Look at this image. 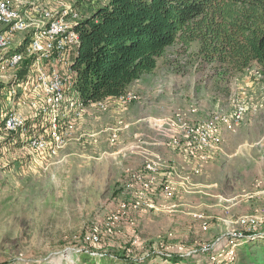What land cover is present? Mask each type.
I'll list each match as a JSON object with an SVG mask.
<instances>
[{
    "label": "rangeland",
    "instance_id": "obj_1",
    "mask_svg": "<svg viewBox=\"0 0 264 264\" xmlns=\"http://www.w3.org/2000/svg\"><path fill=\"white\" fill-rule=\"evenodd\" d=\"M67 1L75 2L84 19L94 3L106 0ZM31 6L22 0L16 7L23 13ZM20 34L16 42L28 32ZM199 47L198 41L168 47L154 71L128 87L131 102L108 99L86 106L54 156L33 152L18 135L4 131L5 113L19 111L30 121L41 103L19 88L8 93L23 79L18 75L25 64L0 71V262L264 264L263 117H256L261 125L253 133L240 127L252 107L251 115L259 111L249 106L247 93H235L242 85L236 78L264 76V68L250 65L223 78ZM230 98L247 106L243 119L195 173L168 145L173 131L167 121L230 109ZM139 137L153 144L143 151L136 146ZM155 155L160 167L153 176L152 207L129 211L106 233L109 215L132 199L131 173L145 176V159ZM94 226L101 232L91 242L86 237Z\"/></svg>",
    "mask_w": 264,
    "mask_h": 264
},
{
    "label": "built area",
    "instance_id": "obj_2",
    "mask_svg": "<svg viewBox=\"0 0 264 264\" xmlns=\"http://www.w3.org/2000/svg\"><path fill=\"white\" fill-rule=\"evenodd\" d=\"M47 1L51 5L43 7L39 18L32 21L10 1L0 0V71L17 69L22 64L26 68L25 77L16 80L8 93L15 95V88H19L23 96L32 95L41 103L30 121L19 111H9L2 119V126L7 133L18 135L31 151L54 156L66 145L73 119L82 116L86 109L74 87L75 74L71 69L79 44L75 26L83 18L75 2ZM26 32L27 36L15 41L17 34ZM19 46L23 48L18 49ZM116 100L120 104L129 103L133 94L126 91ZM102 101L96 103L102 104ZM246 107L230 98V109L219 107L205 117L189 121L176 115L167 121L173 131L168 145L192 163L193 171L198 173L219 147L223 132L233 130L242 121ZM113 131L112 138L116 139L117 130ZM139 138L136 146L143 151L153 144ZM155 156L157 159L146 157L145 176L131 173L128 186L133 190L132 199L121 202L109 215L106 233L112 231L111 222L128 216L129 211L152 207L156 190L153 176L159 173L160 167L159 156ZM100 232L94 226L86 239L98 241Z\"/></svg>",
    "mask_w": 264,
    "mask_h": 264
},
{
    "label": "trees",
    "instance_id": "obj_3",
    "mask_svg": "<svg viewBox=\"0 0 264 264\" xmlns=\"http://www.w3.org/2000/svg\"><path fill=\"white\" fill-rule=\"evenodd\" d=\"M75 30L71 69L86 106L124 94L177 42L198 41L203 59L223 78L253 62L264 68V0H107Z\"/></svg>",
    "mask_w": 264,
    "mask_h": 264
},
{
    "label": "crops",
    "instance_id": "obj_4",
    "mask_svg": "<svg viewBox=\"0 0 264 264\" xmlns=\"http://www.w3.org/2000/svg\"><path fill=\"white\" fill-rule=\"evenodd\" d=\"M8 1H10L15 6L22 7V0H8ZM29 1H30V4L32 6L30 8L24 9L23 14H24V16H26L28 19H31L32 21H36L39 18L40 11L43 7L51 5V3H49V1H47V0H29ZM100 5L101 4H99V3H97V4L94 3V6H92L93 10L91 11V13ZM251 65H255L256 67L257 66L259 67V65L256 62H253ZM253 74H254L253 78L249 77V75L243 76L241 78V80H239V78H236V79H238L237 81L239 82L236 84L237 85L239 84V86L241 84L242 85L240 87H237L236 92H235V93H238V95H240V96L247 93L249 106L254 105V106L258 107V109H257V112L259 111L258 114L256 113L254 116L251 115L254 112L253 110H255V112H256V108L253 109V107H252L251 112L248 113V115L244 118L243 122L240 124L241 125L240 127H247V129L251 131L250 133H253L254 131H256L255 129L257 127H260V125H261L256 117H258V116L263 117V124H264V79H262V78H264V76L261 75L262 76L261 77L256 72H254ZM250 75H251V73H250ZM137 80H135V81H137ZM242 87L244 88L243 91L240 90V88H242ZM108 99H114L115 100L116 97H107L104 100H108ZM91 104H93V103H91ZM89 105H87V107ZM130 112H131V109L128 111V114H127L129 119L131 118ZM201 117H205V116H201ZM201 117H198V118H201ZM79 118H81V117H79ZM79 118L73 119V122L77 121ZM125 119L128 120L127 117H125ZM231 133L232 132H229V131L223 132L222 140L224 141V143H225V141H228L230 139V137L232 136ZM157 146H160V145H157ZM213 152H212V154H213ZM174 153H177L178 155H180L177 151H174ZM131 161L134 163L136 162L135 160L134 161L131 160Z\"/></svg>",
    "mask_w": 264,
    "mask_h": 264
}]
</instances>
